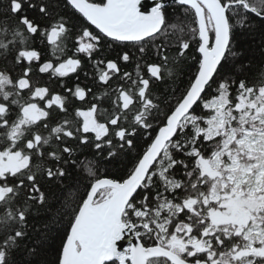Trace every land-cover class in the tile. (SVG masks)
Segmentation results:
<instances>
[{
	"label": "snow or ice",
	"instance_id": "6c2138e0",
	"mask_svg": "<svg viewBox=\"0 0 264 264\" xmlns=\"http://www.w3.org/2000/svg\"><path fill=\"white\" fill-rule=\"evenodd\" d=\"M0 65V264H264V0H0Z\"/></svg>",
	"mask_w": 264,
	"mask_h": 264
},
{
	"label": "trees",
	"instance_id": "16d2710c",
	"mask_svg": "<svg viewBox=\"0 0 264 264\" xmlns=\"http://www.w3.org/2000/svg\"><path fill=\"white\" fill-rule=\"evenodd\" d=\"M180 12V9L175 8L173 9V7H170L167 10V18L168 20L171 22L173 20L174 17H176V22L179 23L180 17H177L176 14ZM29 15L31 16H36L37 18H39V14H38V10H30ZM240 40L242 41L240 47H242L245 51L249 50V48H251V51L249 52V55L255 54L257 57L259 56V52L257 50V45H259L260 43V37L258 33H252L250 35H246V36H241ZM38 42V41H37ZM135 51V50H133ZM117 55L116 51L113 50H106L105 52L101 53V56H107L108 58H115ZM98 58V57H94ZM2 66V65H0ZM123 70L126 71H131L134 67V61L132 63H129L127 66H123ZM87 71L89 74V79H85V75L84 72ZM93 69L91 67V65L89 64V62L85 59L84 60V64H83V70L79 72V82L81 83V86H89L92 87L91 84V75H92ZM71 75V79L69 78H64L63 81L66 82L69 86L73 85L76 80V74H70ZM113 84H115V81H113ZM93 91H96L95 88H93ZM89 99H91V96H89ZM54 252L49 253L48 258L49 259H54Z\"/></svg>",
	"mask_w": 264,
	"mask_h": 264
},
{
	"label": "flooded vegetation",
	"instance_id": "af4514ba",
	"mask_svg": "<svg viewBox=\"0 0 264 264\" xmlns=\"http://www.w3.org/2000/svg\"><path fill=\"white\" fill-rule=\"evenodd\" d=\"M35 46L38 48V50H40L42 52V55L44 56V58H48V56L46 55L47 52V45L46 44H42L39 41L35 44ZM42 62V61H41ZM2 67V66H0ZM54 79H64V78H54ZM39 82L41 85L48 83L49 81V76L47 74H40V75H36L33 77V83ZM52 87H55L54 85H50ZM72 86V85H70ZM56 90H60L58 88H56Z\"/></svg>",
	"mask_w": 264,
	"mask_h": 264
},
{
	"label": "water",
	"instance_id": "95a60500",
	"mask_svg": "<svg viewBox=\"0 0 264 264\" xmlns=\"http://www.w3.org/2000/svg\"><path fill=\"white\" fill-rule=\"evenodd\" d=\"M142 3H148V4H150L151 3V0H142Z\"/></svg>",
	"mask_w": 264,
	"mask_h": 264
}]
</instances>
